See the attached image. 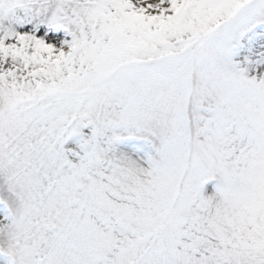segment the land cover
Returning a JSON list of instances; mask_svg holds the SVG:
<instances>
[{
  "label": "snow or ice",
  "instance_id": "1",
  "mask_svg": "<svg viewBox=\"0 0 264 264\" xmlns=\"http://www.w3.org/2000/svg\"><path fill=\"white\" fill-rule=\"evenodd\" d=\"M0 264H264V0H0Z\"/></svg>",
  "mask_w": 264,
  "mask_h": 264
}]
</instances>
